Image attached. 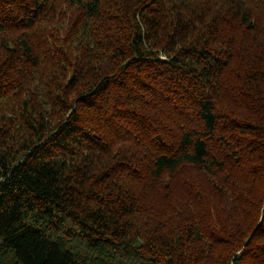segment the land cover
<instances>
[{"label":"trees","instance_id":"1","mask_svg":"<svg viewBox=\"0 0 264 264\" xmlns=\"http://www.w3.org/2000/svg\"><path fill=\"white\" fill-rule=\"evenodd\" d=\"M0 264H264V0H0Z\"/></svg>","mask_w":264,"mask_h":264}]
</instances>
